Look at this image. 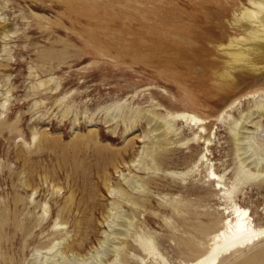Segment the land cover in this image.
<instances>
[{
    "label": "rangeland",
    "instance_id": "374dc122",
    "mask_svg": "<svg viewBox=\"0 0 264 264\" xmlns=\"http://www.w3.org/2000/svg\"><path fill=\"white\" fill-rule=\"evenodd\" d=\"M244 6L251 7L250 0H0V17L13 28L0 19V214L8 219L7 228L0 227V264H31L37 249L45 256L60 236L52 225L68 203L67 228L74 238L87 235L76 251L84 255L99 246L109 230L100 221L113 200L103 179L112 156L119 170L143 176L150 192L129 238L137 232L152 237L160 253L129 243L117 264H143L137 257L144 264H163L161 257L184 264L204 251L209 239L197 228L208 224L206 213L223 220L221 208L231 203L210 180L212 167L228 188L236 186V202L264 227V175L237 181L242 160L253 172L264 169V52L252 53L254 69L230 64L221 46L246 34L237 20ZM49 77L54 81L41 87ZM118 110L128 117L111 121ZM176 113L204 118L206 134L191 121H174V143L157 154L161 170L128 167L151 143L148 133L157 122ZM234 123L258 138L245 141L239 154ZM208 137L209 147L201 142ZM108 172L115 183L121 179L113 165ZM86 215L94 224L79 228ZM194 238L202 242L195 251L187 246ZM240 263L264 264V237L222 264Z\"/></svg>",
    "mask_w": 264,
    "mask_h": 264
},
{
    "label": "bare ground",
    "instance_id": "6f19581e",
    "mask_svg": "<svg viewBox=\"0 0 264 264\" xmlns=\"http://www.w3.org/2000/svg\"><path fill=\"white\" fill-rule=\"evenodd\" d=\"M250 5L251 7L244 6L241 12V16H237V20L240 21V23L241 22L245 23V25L243 24L242 26L245 27L246 34L241 35V36L231 37L226 44L221 45V46L224 47V50L230 57V60H228L230 61V64L234 65L238 63H244L247 65H251L252 68L254 69H257L258 65L255 62H253L250 57L253 52L255 53L264 52V0H250ZM1 17L0 19L4 20L3 22L4 27L9 28V32H12L13 28L12 27L10 28L11 25H7L6 23V20H8L9 18L6 19L5 16L3 18ZM6 36L7 38L9 37L8 34H6ZM258 53H256V55ZM9 56L11 59V54ZM249 68L251 67L249 66ZM228 73L230 74L229 70H228ZM223 74H225V72ZM45 79L46 80L40 81L41 87L42 85L43 86H46L47 84L49 85V83L53 80V78H50V77L48 79L47 78ZM7 102H8V99L4 101V104L2 105V107H5V104ZM235 103L236 102L232 103L231 105H234ZM120 106L118 105V107ZM116 108L117 106L115 107V109ZM114 113H115L114 115H110L111 121L117 119L118 117H123V116H124V120H126V118L128 117L127 112L125 114L122 113L123 115H121L120 110H118L117 113L114 111ZM249 114L251 115L250 112ZM162 119L163 120L161 123L157 122L156 127L153 128V130L151 131L152 132L151 135H150V132L148 133L149 134L148 138L152 140L151 143L150 144L148 143V145L144 146L139 157L137 159H133L130 162L131 165L129 163L126 164L128 165V167L133 166L136 169V171L138 170L147 171L148 173L150 172L156 173L159 170H161L160 165L158 164L159 161L157 162V154L162 149H165L166 151L167 148L174 143L172 141L173 139L170 137L172 133H175V134L177 133L176 125L173 123L174 121H177V120L191 121L192 123H194L195 126L196 125L199 126L200 128L199 132L201 134L205 135L207 131V128L204 125L207 124L208 122L204 118H201L195 114L176 113V114L169 115L167 117L166 116L162 117ZM152 120L154 119L152 118ZM152 120H150V123L152 122ZM1 124H2V120H0V125ZM234 124L235 126L232 127V132L234 133V137L236 140L235 144L237 146L236 148L239 154V151L244 148L243 143L245 141L248 140L250 143V140L252 141L258 138H256L255 131H249L248 132L249 134L243 135V133H241L243 132V130L237 131L238 130L237 128L241 126V123H234ZM128 126H127V131L131 130L130 128L131 126L130 127ZM118 127L119 126L117 124V126L115 127V131L117 130ZM37 137L38 136L35 135L34 137L35 140ZM194 139L195 140L199 139V135L197 134ZM211 141H212L211 137L204 138V140H201V142H204L205 146L207 145L208 147L211 145ZM262 144L258 143L257 147L260 148ZM250 146H252V144ZM101 153H99V155ZM206 155L207 153L205 155L203 154L201 159H204ZM97 164L98 163H96V165ZM107 164L108 165L105 164V167H103L105 168V170L102 168V170H104V173H105L103 179H104L105 187L109 193V196L113 200L111 201L110 206L108 207L106 213L103 216L104 217L103 221H100V224L104 227H108L109 230H104L102 232L104 239L99 241V246H95L92 250H89L84 255L76 251V250H80L84 248L85 242L87 241V235H84V237L82 238L81 237L74 238V235L71 234V231L69 230V228H67V225L69 223L65 219V212H68V210L69 212H71L70 209L72 208V207H69V203H68L65 206H63V208L60 209L58 213V217L57 219H55V222L52 225V229L56 232L57 235L59 233L60 236L59 237L56 236L57 238L54 241L55 243L52 244L51 247H49V250L48 252H46L45 256L41 257L43 253L41 250L37 249L33 254L34 260L32 261L31 264H60L57 262L58 257H61L62 259L64 258L70 259L71 257L72 261L80 260L81 262L90 261L94 259V262H92L91 264H117L119 256H120V251L122 249L128 248L127 245H129V243L132 245L135 244L136 246L141 247L149 255H160V253L157 251V247L152 237H148L144 235L143 233L137 232L135 235L136 237H133L132 239L129 238V237H132L131 231L133 227H135V224L137 222L136 213L139 212L141 208H146L147 202L151 201L150 199L147 201V197L150 194L149 188L147 186L148 184L147 180L143 176H139L135 173L126 174L122 170H119L120 163L118 159L114 156L110 157ZM110 165H113L116 171L120 172L119 176L121 179L116 183L114 180H111L112 174L108 172V166ZM170 173L174 175L176 174V172H170ZM261 175H264V169H257V172H253L251 169L247 168L246 161L242 160L241 168L238 173L239 179L237 178V181L238 180L241 181L244 179L257 178ZM209 178L210 180L214 181L213 183L215 184L216 189L222 193V195L227 200V203L228 202H231V203L226 204L225 208H221V209H224L223 213L227 214V216H225V218L221 221H217L216 218H214L211 214L206 213V216L208 218V224L200 225V227H198L197 229L200 232L201 236H203V238L209 239V243L205 247H203L204 248L203 252L202 251L196 252V257L193 260H190L189 262H186L184 264H222L229 254L237 253L243 248L255 244L257 241H259L261 238L264 237V227L258 226L255 223L254 219H252V214L250 210L246 207H242L241 205H239L234 199L236 186H234L232 190L228 188L226 181H225V176L223 174H218L213 169V167L211 171L209 172ZM73 199L75 198L70 199L71 202ZM14 203H15V212H14L13 221H14L15 226H19L18 225L19 218H18V213H17L19 202L17 198L14 200ZM94 204L96 203L93 202L92 205L95 206ZM92 205L89 206L91 207V209H93ZM124 205H127L133 208L135 212H129L128 210L124 209L123 208ZM175 208L177 209V207ZM48 211H49V205L45 204L44 212H48ZM67 215H69V213ZM7 223H8L7 217H5L4 214L3 215L0 214V227L2 230H5L7 228L8 226ZM77 223L79 224L78 226L79 228L85 224L87 225L86 228L88 229L90 228L91 225L94 224V219L93 217L86 215V217H83V219H80V220L78 219ZM57 230H60V231H57ZM1 240L2 238L0 236V241ZM201 243H202L201 241L194 238L187 243V246L190 247L193 251H195L196 249L200 247ZM59 246L62 247V249ZM53 250L55 251L52 253ZM161 258H162L163 264H169L163 257ZM95 260H97V262H95ZM139 260L141 261V263L143 264L145 263V259L137 257V262Z\"/></svg>",
    "mask_w": 264,
    "mask_h": 264
}]
</instances>
